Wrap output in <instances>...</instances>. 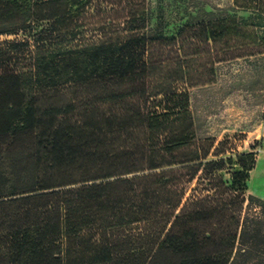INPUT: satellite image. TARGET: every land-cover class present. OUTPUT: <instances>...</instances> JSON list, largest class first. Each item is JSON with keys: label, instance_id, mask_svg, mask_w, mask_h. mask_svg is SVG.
<instances>
[{"label": "trees", "instance_id": "16d2710c", "mask_svg": "<svg viewBox=\"0 0 264 264\" xmlns=\"http://www.w3.org/2000/svg\"><path fill=\"white\" fill-rule=\"evenodd\" d=\"M115 1L0 0V35H21L0 42V264H236L238 244V257L264 247V231L250 230L261 219L240 209L223 220L224 205L183 201L171 169L142 172L171 165L166 153L194 139L189 93L171 84L187 80L199 52L171 57L165 75V60L153 59V44L165 39L144 32L145 0H124L112 31L102 24L95 39L80 37L90 8ZM233 6L255 16L201 22L198 34L234 40L220 50L229 59L263 52L253 27L264 24V0ZM135 97L143 104L130 102L124 114L98 112ZM136 124L147 128V143L128 148L119 135ZM225 160L237 165L229 189L240 192L241 207L255 154ZM225 160L200 163L194 174Z\"/></svg>", "mask_w": 264, "mask_h": 264}, {"label": "rangeland", "instance_id": "374dc122", "mask_svg": "<svg viewBox=\"0 0 264 264\" xmlns=\"http://www.w3.org/2000/svg\"><path fill=\"white\" fill-rule=\"evenodd\" d=\"M121 1L116 0L114 4L109 5L104 3L99 10L90 8L92 15L83 20V27L85 28L79 36L87 37L88 41H91L96 38L93 36L96 35L93 28L105 24V30L112 31V28H116L112 25H121L123 16L128 10L127 3L123 2L124 0ZM141 8L146 14L144 32L149 37L159 35L161 39H165L161 41L162 44H153V59L157 60L161 55L160 58L165 60L162 64L165 75H167L170 67L175 66L170 60L171 57L189 54L191 49L198 50L199 54L191 57L184 69L187 71V80L178 79L179 81L171 84V86L186 89L185 82H189L200 87L199 93L202 94L200 99H197L196 108L201 112L200 120L203 119V123L201 121L200 123L202 126L204 124L209 126L206 131L197 134V127L192 116L194 139L185 146L166 153L169 154L167 160L173 163L142 172L149 173L171 169V172L167 173V177H173L170 185L184 188L183 201L189 198L207 197L206 203L208 205L218 204L221 207L224 205L227 210L223 220L233 213H239L242 209V216L245 215L254 220L261 219L258 224L252 223L250 225L251 232L258 230V228H261L263 232L264 47L259 48L263 52H254L252 55L236 56V58L229 59L228 52L221 54L220 50L228 49L230 45L237 44L234 40L222 36L213 43L206 40L204 35L198 34V27L201 22H213L233 15L237 16L239 22L245 19L250 21L255 16L254 12L236 9L233 6V0H145ZM253 29L260 37L264 36V24H257ZM193 33H196V36L192 39L188 38ZM19 37L21 35L2 34L0 35V42ZM171 37H174L173 41ZM163 81L167 82L169 79L164 78ZM130 102L133 107L138 103L143 104L141 100L135 97L131 101L119 102L116 106L102 105L98 112L108 114L110 112L108 109H111L118 115L124 114L126 109L131 106ZM146 130L147 128L140 124L129 127V130L120 133L121 143L128 148H131L132 145L147 143ZM240 152H253L256 158L254 168L248 172L247 187L241 192L246 198L241 207L239 197H235L240 192L229 189L230 174L237 169V165L230 164L225 160L227 157H234ZM196 153L202 157L201 160H188ZM204 156L205 158H203ZM222 159L225 161L219 169L211 171L209 168L203 171L200 167L194 174V171L198 169V164L205 163L207 160ZM214 176L217 178H213ZM249 195L254 196L255 199L249 200ZM241 247L244 245L238 244V251L235 255V260L236 258L238 260H236L238 262L236 264H251L256 255L258 257L259 255L264 256L263 246L258 245L252 248L251 254L247 257H238Z\"/></svg>", "mask_w": 264, "mask_h": 264}, {"label": "crops", "instance_id": "0c3cea01", "mask_svg": "<svg viewBox=\"0 0 264 264\" xmlns=\"http://www.w3.org/2000/svg\"><path fill=\"white\" fill-rule=\"evenodd\" d=\"M186 90L189 93V109L192 112L194 123H195V126L197 127V134H199L201 132L206 131L207 128L209 127V126H205V124L202 126L201 123H203V119L200 120L201 112H199V110L196 108L197 99H200V95L202 94V93H199L201 89L199 86H194V85L187 86L186 85ZM225 130H228V129H225Z\"/></svg>", "mask_w": 264, "mask_h": 264}]
</instances>
